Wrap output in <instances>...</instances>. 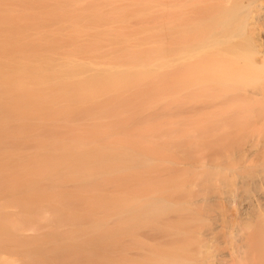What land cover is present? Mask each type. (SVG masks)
<instances>
[{"label": "bare ground", "instance_id": "1", "mask_svg": "<svg viewBox=\"0 0 264 264\" xmlns=\"http://www.w3.org/2000/svg\"><path fill=\"white\" fill-rule=\"evenodd\" d=\"M0 164V258H57L52 225L184 243L140 264H264V0H3ZM146 164L169 185L111 186Z\"/></svg>", "mask_w": 264, "mask_h": 264}, {"label": "rangeland", "instance_id": "2", "mask_svg": "<svg viewBox=\"0 0 264 264\" xmlns=\"http://www.w3.org/2000/svg\"><path fill=\"white\" fill-rule=\"evenodd\" d=\"M4 1L6 3V0ZM0 2H3V0H0ZM161 90L162 89L159 87L160 92ZM175 119L178 121L177 116H174V121H176ZM179 120L181 128L187 125H185L186 122H183L187 121L186 119L183 120L182 118H179ZM181 130L184 131V128ZM170 165L171 164H146L144 166L135 167L134 169L137 170L139 174L137 175V178L133 176H129L128 179L124 180L115 178V180L113 179V185L111 186L118 189V191H123L129 196L139 197L148 191L160 189L169 185V175H165V170ZM199 227L203 228L204 225L201 224ZM71 231L72 229L67 227H56L52 225L45 226V234H58V237H63L53 244L46 243V241L50 240L47 236L39 239V249L45 250V253H49L48 255L57 256L55 259H45V264H140L139 262H143V258H154L161 252L171 253L177 245L180 247L184 244L181 243V240L168 236H165L163 240L158 241L159 239H150L149 235L146 234L149 238L147 239V236L142 234L144 231H138L137 229L133 230V236L129 238L130 240L122 234L120 236L121 241L118 238L119 240H116V242L108 241L96 245L90 243L83 244L64 239V235H68ZM86 232L88 233L86 237L93 236L90 233V230H87ZM101 233H106V230H101L97 235ZM86 237L83 236L82 240ZM44 240L45 243L43 242ZM177 250L180 251L179 249ZM4 251L5 256L4 258H0V264H39L34 258L33 260L23 258L17 253V249ZM36 256L42 257L43 255L38 254Z\"/></svg>", "mask_w": 264, "mask_h": 264}]
</instances>
